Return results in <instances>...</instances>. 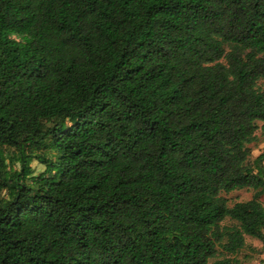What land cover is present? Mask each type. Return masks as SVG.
Instances as JSON below:
<instances>
[{"label": "trees", "instance_id": "trees-1", "mask_svg": "<svg viewBox=\"0 0 264 264\" xmlns=\"http://www.w3.org/2000/svg\"><path fill=\"white\" fill-rule=\"evenodd\" d=\"M258 130L264 0H0V264L264 244Z\"/></svg>", "mask_w": 264, "mask_h": 264}, {"label": "rangeland", "instance_id": "rangeland-1", "mask_svg": "<svg viewBox=\"0 0 264 264\" xmlns=\"http://www.w3.org/2000/svg\"><path fill=\"white\" fill-rule=\"evenodd\" d=\"M260 125V124H259ZM257 140L249 145L251 149V155L249 162L252 163L253 160L264 150V132L258 130L256 132ZM12 150L6 149V155H10ZM41 153L35 152V155ZM49 157L50 154L43 152ZM31 167L34 170L35 175L44 171V166L40 164L37 160H34L31 163ZM222 196L227 200L228 205L232 206L235 203L245 202L250 200L252 196V191L247 189L236 190L228 194H222ZM261 203L264 206V195L260 198ZM230 222H224L222 225H230ZM245 246L235 255H227L219 250L216 259H211L208 264H212L217 260L229 259L231 264H260L261 261H264V244L257 239L245 236Z\"/></svg>", "mask_w": 264, "mask_h": 264}]
</instances>
